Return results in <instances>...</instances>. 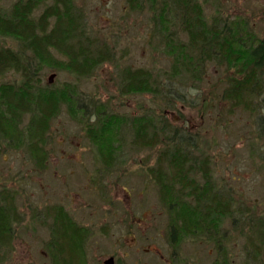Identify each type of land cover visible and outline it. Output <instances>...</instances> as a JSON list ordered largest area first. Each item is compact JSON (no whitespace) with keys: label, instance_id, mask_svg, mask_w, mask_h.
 <instances>
[{"label":"rangeland","instance_id":"rangeland-1","mask_svg":"<svg viewBox=\"0 0 264 264\" xmlns=\"http://www.w3.org/2000/svg\"><path fill=\"white\" fill-rule=\"evenodd\" d=\"M15 1L0 0V6L8 9ZM198 2L209 23L240 21L249 32L264 38V0ZM76 3L85 13L89 34L107 48L111 61L83 78L45 68L43 83L54 88L76 85L79 99L90 110L103 105L108 114L125 116L128 121L146 116L159 119L165 127L169 123L178 135L190 137L191 152L198 161H208L215 186L253 220L264 223V138L256 125L262 110L249 113L224 98L234 70L216 60L206 61L203 79L186 78L183 84V77L172 76L175 60L164 30L157 27L146 3L137 9L127 0ZM171 16L169 30L174 40L187 43L183 24ZM0 47L17 49L18 41L0 37ZM125 68L149 70L160 81L159 92L122 94L120 71ZM18 77L9 72L0 77V83ZM68 111L63 104L52 118L43 149L46 154L38 160L21 145L1 146L0 189L16 195L21 214L12 255L1 264H52L46 247L52 220L44 211L54 205L64 207L89 231L84 264H105L111 257L115 264H211L219 258L218 246L207 238L171 241L169 214L151 176L168 146L166 135L153 147H137L132 142V126H126L114 148L105 149L118 150L114 165L108 167L99 153L104 145L93 142L85 122L72 118ZM91 118L88 121H95ZM29 119L25 115L22 126ZM235 222L233 226V219L224 221L221 249L232 264H264V244L247 224L239 219ZM252 242L261 247L257 249L263 254L260 260L253 261L249 253Z\"/></svg>","mask_w":264,"mask_h":264},{"label":"trees","instance_id":"trees-1","mask_svg":"<svg viewBox=\"0 0 264 264\" xmlns=\"http://www.w3.org/2000/svg\"><path fill=\"white\" fill-rule=\"evenodd\" d=\"M127 2L132 9L146 3L155 24L164 30L169 54L175 60L173 78L183 77V84L186 78L202 80V65L206 61L216 60L233 69L224 98L249 113L262 110L256 125L264 138V38L249 32L240 21L209 23L198 0ZM171 15L174 21L183 24L189 38L187 43L174 40L170 33ZM0 37L18 41L17 49L0 47V77L9 72L19 76L16 81L0 83V149L3 144L15 143L38 160L46 154L43 149L50 122L63 104H67L72 118L85 122L89 138L104 145L99 153L108 167L114 165L118 150L105 149L114 148L126 126H132V142L137 147H153L166 135L168 146L151 176L169 214L171 241L207 238L220 251L219 258L211 264H232L225 249H221L220 240L225 237L224 221L233 219L234 226L239 219L264 244V223L253 220L246 209L237 207L227 192L215 186L208 161H198L191 152L189 136L178 135L169 123L165 124L167 127L160 125L159 119L157 122L143 116L128 121L125 116L108 114L103 105L90 110L79 99V89L74 84L54 88L43 83L45 68L65 70L83 78L92 76L102 64L111 61L107 48L89 34L85 13L76 0H16L8 9L0 6ZM120 80L122 94H157L160 89V81L144 68H125L120 71ZM27 114L30 119L22 126ZM90 115L95 121H88ZM44 213L52 220L51 238L46 246L51 263L84 264L89 234L86 227L60 205L51 206ZM20 222L16 195L7 188L0 189V264L12 255L15 227ZM251 246L249 253L253 261L260 260L263 254L257 249L261 247L254 242Z\"/></svg>","mask_w":264,"mask_h":264},{"label":"water","instance_id":"water-1","mask_svg":"<svg viewBox=\"0 0 264 264\" xmlns=\"http://www.w3.org/2000/svg\"><path fill=\"white\" fill-rule=\"evenodd\" d=\"M52 78L53 77L50 78V83L52 82ZM105 264H115L114 258L113 257L109 258L108 260L105 261Z\"/></svg>","mask_w":264,"mask_h":264}]
</instances>
